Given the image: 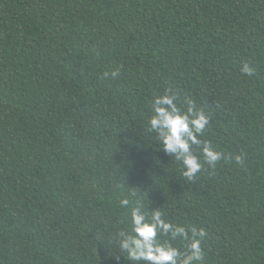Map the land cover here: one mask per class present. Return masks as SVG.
<instances>
[{"label": "trees", "instance_id": "1", "mask_svg": "<svg viewBox=\"0 0 264 264\" xmlns=\"http://www.w3.org/2000/svg\"><path fill=\"white\" fill-rule=\"evenodd\" d=\"M167 87L224 153L191 181L148 131ZM135 207L205 228L201 264H264V0H0V264H134Z\"/></svg>", "mask_w": 264, "mask_h": 264}, {"label": "clouds", "instance_id": "2", "mask_svg": "<svg viewBox=\"0 0 264 264\" xmlns=\"http://www.w3.org/2000/svg\"><path fill=\"white\" fill-rule=\"evenodd\" d=\"M118 71L113 70L111 75L116 77ZM255 71L249 62L242 63L243 74L253 76ZM180 102L181 96L170 87H167L162 95H156L151 105L153 114L148 122V131L157 134L166 154L182 162V175L191 181L198 177L205 163L214 169L224 158V153L214 148L209 141L201 139L210 124V114L197 107L193 99L183 98V103L187 105L186 111L180 107ZM193 145H202L203 160L193 151ZM245 156L246 154L240 153L233 159L244 167ZM132 196H137L135 190H132ZM120 203L122 206H128L130 200L125 198ZM131 217L129 230H121L118 233V246L120 253L134 264L140 261L149 264H201L204 260L202 241L208 235L205 228L191 226L189 232L186 231L185 225L173 224L164 219L162 210H155L149 215L142 207L132 208ZM158 233L165 236L170 234L171 239L161 240ZM178 236L188 241L183 251L171 242ZM116 259L119 260L120 256Z\"/></svg>", "mask_w": 264, "mask_h": 264}]
</instances>
